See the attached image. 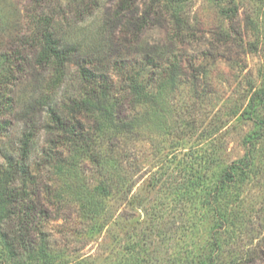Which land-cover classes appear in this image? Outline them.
Segmentation results:
<instances>
[{
    "label": "rangeland",
    "instance_id": "374dc122",
    "mask_svg": "<svg viewBox=\"0 0 264 264\" xmlns=\"http://www.w3.org/2000/svg\"><path fill=\"white\" fill-rule=\"evenodd\" d=\"M73 1L62 0L68 20L60 28L79 51L53 102L78 93V71L97 60L98 75H107L118 99L114 116L122 127L83 118L91 152L102 155L104 165L67 144L53 149L56 160L46 158L52 146L37 127L27 186L38 211L30 224L34 237L46 245L52 264H135V243L143 259L136 264H194L218 237L212 183L223 167L245 156L255 129L248 104L263 78L264 0H236L233 14L224 12L232 6L226 0L175 6L140 0L141 14L150 11L153 22L138 35L132 26L107 25L106 12L117 0H100L79 23L69 13ZM39 10L36 0H0V81L10 82L13 56L6 55ZM132 75L144 85L139 97L134 94L137 102ZM14 78V109L0 112V165L19 147L23 118L39 114L22 99L44 76ZM255 154L256 174L235 189L234 217L223 225L222 250L214 252L218 264H264V139ZM153 220L155 228L149 227Z\"/></svg>",
    "mask_w": 264,
    "mask_h": 264
},
{
    "label": "trees",
    "instance_id": "16d2710c",
    "mask_svg": "<svg viewBox=\"0 0 264 264\" xmlns=\"http://www.w3.org/2000/svg\"><path fill=\"white\" fill-rule=\"evenodd\" d=\"M169 1L175 6L184 0ZM226 1L232 6L229 10L224 9V12L226 14L236 13V0ZM36 2L40 10L31 16L29 30L27 29L20 36L10 55H6L8 58L13 56V61L7 66L8 73L6 74L10 78V82L9 80L0 81V112L6 113L8 110L13 111L14 109L15 100L12 99L13 90L10 88V85L12 87L11 79L13 81L14 77L19 79L20 76L22 78L25 75L27 77L44 76L40 83L37 80L36 89L31 97L22 99L32 103V108L38 109L40 115L38 114L36 117L33 114L32 118H23L25 130L19 140V147L8 161L0 165V242L3 246L0 249V264H12L11 261H16V258L19 259L16 264H52L55 262V259L48 253L46 245L34 237L35 234L30 226L31 220L34 222L35 218L38 219L37 207L34 205V200L27 187L29 178L33 177L28 162L32 152L34 131L37 127H40L48 136L47 143L52 146L46 151V158L52 155L56 160L57 152L53 153V149L67 144L77 148L78 153L83 156L87 155L101 165H104L103 156L91 152L83 118L85 116L88 119L94 117V121L103 125V128H107L108 122L113 121H115L113 126L116 130L122 127L117 115L114 116V113L117 114L115 108L119 103L118 99L110 92L111 87L107 75H103V73L98 75L102 63L97 60L89 62L91 67L83 65L78 71L76 77L82 85L78 93H65L53 102V98L58 96L63 88L67 70L78 56L79 50L78 46L70 43L61 33L60 26L63 20L67 19L65 17L66 7H63L62 0H36ZM72 4L69 13L77 23L87 20L100 8V0H74ZM152 9L150 7L149 10L152 11ZM140 10V0H117L116 6L106 12L107 25L112 28L132 26L138 35L153 22L150 11L141 14ZM171 17L176 18L172 15ZM97 64H99L98 67ZM129 83L130 89L133 90V102L134 100L137 102L134 94L139 97L144 85L137 75H132L129 78ZM248 107L249 118L254 122L255 129L246 138L245 156L234 160L218 172L209 193L210 205L215 216L214 233L218 237L212 243L208 253L206 251L194 262L191 260L190 263H219L214 252L222 250V245L224 246V242L220 241L222 240L220 235L221 231H224L222 229L225 223H228L230 217L234 215L236 206L234 199L238 197L235 192L237 188H241L244 183L249 182L254 173L256 174L255 149L264 139V116L260 114L264 108V69L262 84L254 90ZM1 125L0 121V128H2ZM21 177L23 181L22 185H19ZM154 220L149 227L157 226L156 223H153ZM136 244L139 245V243H135L131 246L134 248L133 263L135 264L143 261L140 258V251L135 247ZM156 260L163 261L159 256ZM153 261H155L154 258ZM84 263L79 262V264ZM177 263L180 262L177 261ZM177 263L174 262V264Z\"/></svg>",
    "mask_w": 264,
    "mask_h": 264
}]
</instances>
